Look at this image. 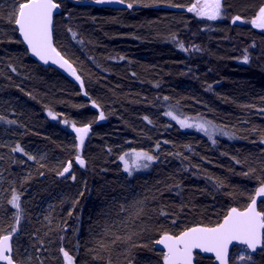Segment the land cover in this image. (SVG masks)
Here are the masks:
<instances>
[{"label": "trees", "instance_id": "trees-1", "mask_svg": "<svg viewBox=\"0 0 264 264\" xmlns=\"http://www.w3.org/2000/svg\"><path fill=\"white\" fill-rule=\"evenodd\" d=\"M56 1L55 45L81 81L30 56L12 22L23 0H0V176L15 188L0 236L15 234L22 264L28 248L37 264H69L64 251L72 264H159L163 234L218 224L264 186V29L248 23L264 0H223L216 20L189 11L196 0ZM173 107L220 134L183 129ZM87 125L81 144L71 127ZM140 150L149 170L127 173L120 158ZM47 198L46 221L34 204Z\"/></svg>", "mask_w": 264, "mask_h": 264}, {"label": "snow or ice", "instance_id": "snow-or-ice-1", "mask_svg": "<svg viewBox=\"0 0 264 264\" xmlns=\"http://www.w3.org/2000/svg\"><path fill=\"white\" fill-rule=\"evenodd\" d=\"M97 2H103V0H97ZM120 2L123 3V0H120ZM197 3H200V0H197ZM127 6L131 8L132 4L129 3ZM59 7L60 5L55 0H23V2L17 4L12 16V22L18 26L19 32L34 55L38 56L45 63L49 60H52L53 63H60L61 67L67 68L73 76H76L75 69L52 46L53 13ZM220 9L221 0H204L199 9L196 4H193L188 10L197 11L200 15H208L210 19H216L220 15ZM240 19L237 16L233 22L235 23ZM251 23L257 27L264 28V6L259 8L258 15ZM244 59L247 61V56ZM76 79L79 80L80 77L76 76ZM49 115H52V113H49ZM167 115L172 116L173 119H177L171 112L167 113ZM100 118H104L103 113H100ZM179 123L183 127H191L185 120H179ZM199 127L201 130L207 131L203 124ZM76 131L80 134L79 139L81 144H83L88 128H77ZM19 150L22 151V149ZM136 156L138 158L143 156L149 161L154 159V157L147 153H136ZM29 158L34 159V157ZM76 159L81 166L84 165L85 161L83 159L79 156ZM120 159L124 160V157L122 156ZM147 166V164L144 165V167ZM69 167H65L60 175L68 172ZM256 195H264V186H261L257 190ZM17 199L16 196H13V199L9 203L19 208ZM118 239L120 237H117ZM262 239H264V211L256 210V198L253 197L251 203L244 211L236 208L230 209L223 221L214 227H191L182 231L177 236L165 234L157 243L163 244L167 248V253L164 255L165 264H192L194 249L213 252L216 258L221 261V264H228V246L233 241L243 243L248 248L255 250ZM10 240L11 235H5L0 238V260L6 261L7 264H14L11 256L12 245L9 243ZM61 251L64 250L61 249ZM64 257L69 264H72V257L68 252L64 251ZM240 259L243 260L244 256H241Z\"/></svg>", "mask_w": 264, "mask_h": 264}, {"label": "rangeland", "instance_id": "rangeland-1", "mask_svg": "<svg viewBox=\"0 0 264 264\" xmlns=\"http://www.w3.org/2000/svg\"><path fill=\"white\" fill-rule=\"evenodd\" d=\"M203 2H204V0H200V3H197V0H196L195 4L197 5L198 9L201 7ZM206 11H210V10H206ZM194 12L200 18H204V17L205 18H209L208 15H200V14H198L197 11H194ZM225 16H226V11L223 8V0H221L220 15L216 19H221L222 17H225ZM255 18H253V19H255ZM216 19H212V20H216ZM253 19H250V21H248V23L251 24V21ZM259 28L260 29H264V28H261V27H259ZM18 36H19V33H18ZM79 81H81V80H79ZM84 94H85V92H84ZM171 113L173 114V116L177 117L176 120H177L178 123H179V120H185L187 124L191 125V127H183L179 123L180 126L183 129H185V130L187 128L195 129V130H198L201 133L205 134L208 137L209 136L213 137L215 135L220 134V129L218 128V126H216L210 120L202 119V118H199V117L192 118L189 115L182 114L175 107L172 108V112ZM201 124L204 125V127L207 129V131L201 130V128L199 127ZM71 128H72V130L74 132H76V136L79 137L80 134H78L77 131H76V129L78 127L72 126ZM8 144H11V143L8 142ZM31 150H32V153L33 154H37L38 157L39 156L43 157V158L46 157V155H45L46 153L44 152L43 149H38L37 147H31ZM136 153H147L148 155H150L148 152H144L142 150H140V151H129L127 154L123 155L124 160H122V162H123V165H124V169H125V171L127 173H130V174L141 173L143 171L149 170L150 165L152 164L153 160H151V161L146 160L143 156H140L138 158L136 156ZM126 162H127V168H126ZM145 164H147L148 166L144 167ZM67 167H69V165ZM72 169H73V167H72V164H71V166L69 167V171L65 172V174L71 173ZM8 188H10L9 190H14L15 189L14 188V183L12 181H10L7 176H4V175L0 176V204H1L0 207L3 206V202L5 200V197L7 196V193H6V191L4 189L8 190ZM12 192H14V191H12ZM12 195L16 196L15 193H13ZM49 198L38 200V205L34 204V208H35V211L37 212V215L38 216H43V217L47 216L46 217V221L49 220L50 219L49 216L52 215L51 214V210H52L53 202H51V200ZM33 251L34 250L31 249V248L27 249V252L25 253V257H24L23 262H25L27 264H37V261L38 262L40 261L39 260V255L35 256ZM155 251L159 252L160 250H158L156 248ZM160 256H161L160 262H161V264H163L164 263V255H160ZM241 256H244L243 260L240 259ZM257 256H258V254L257 255H253V253L250 252V250L246 246H237L236 250L232 252V257H231L230 264H254V262L257 260V258H256ZM160 262H159V264H160Z\"/></svg>", "mask_w": 264, "mask_h": 264}, {"label": "water", "instance_id": "water-1", "mask_svg": "<svg viewBox=\"0 0 264 264\" xmlns=\"http://www.w3.org/2000/svg\"><path fill=\"white\" fill-rule=\"evenodd\" d=\"M55 2L58 3L56 0H55ZM75 3H79V4H83V5L90 4V5H97V6H99V5H104V6H108V7H111V6H112V7H118V8L128 7V6H127L128 3H126V2L121 3L120 1H115V0H103V2H97V1H95V0H76ZM128 8H129V7H128ZM60 10H61V5H60L59 9L55 10L54 13H53V21H52V46L56 49L57 52L60 53V55L63 57V59L66 60V61H68V63L72 66V68L75 69V66L73 65V63L70 62L69 59H68L67 57H65V56L63 55V53H62L61 51H59V50L57 49L56 45H55V40H54V21H55V18H56V17H55L56 14H58V13L60 12ZM15 27H16V29L18 30V26L15 25ZM18 33H19V36H20L21 40L24 41V38H23L22 34L19 32V30H18ZM24 43H25V45H26V47H27V49H28V53H30V56H32V57H33L36 61H38L40 64H44V66H46V67L51 66V67H53V68H56V69H58L62 74L66 75V76L68 75L69 77H72L71 72L68 71L67 68H65V67H61L60 63H53L52 60H49L47 63H45V62H44L43 60H41L38 56H36V55H34V54L32 53L30 47L28 46V44H27L25 41H24ZM93 105H94V107H97L96 104H95L94 102H93ZM99 119H100V121L103 120V119H101L100 117H99ZM85 127L88 128L87 134L85 135V136H87V135L91 132V131H90L91 126H90V125H87V126H85ZM83 128H84V127H83ZM85 136H84V137H85ZM261 198H262V196H257V197H256V210H257V211H261L260 208H259V201L261 200ZM250 203H251V202H250ZM250 203H249V204H250ZM249 204H248V205H249ZM248 205H247V206H248ZM235 208L238 209V210H240V211H244V210L246 209V208H245V209H240V208H238V207H235ZM228 213H229V212H228ZM228 213H227V214H228ZM227 214H226V215H227ZM226 215H225V216H226ZM225 216H224V217H225ZM222 221H223V220H222ZM222 221H221V222H222ZM221 222H220V223H221ZM215 225H216V224H214L213 226H207V225H203V224H201V225H193V226H190V228H191V227H197V226H199V227H214ZM187 229H188V228H187ZM185 230H186V229H185ZM183 231H184V230H183ZM181 232H182V231H181ZM181 232H180V233H181ZM180 233H178L177 235H179ZM5 235H11V240L9 241V243L12 245L11 256H12V259H13V261H14V264H22L21 262H18V261H16V260L14 259V252H15V251H14V236H15V234H14V233H6V234L0 236V238H2V237L5 236ZM164 235H165V234H163L160 238H158V239L155 241V244H156V248H157L158 250L163 251V252H164V255H165V254L167 253V248H166L163 244H159V243H157V241L160 240ZM167 235L177 236V235L172 234V233H167ZM237 245L247 246V245H245V244H243V243H240V242H237V241H233L231 244H229V246H228V257H227V259H228V264H230V261H231L232 250H233L234 247H236ZM247 247H248V246H247ZM263 247H264V239H262L261 243L257 245V247H256L255 250L250 249V248H249V250H250L253 254H257L258 251H260V249H262ZM198 254H200V255H202V256L213 257V258H214V261H215L216 264H221V261L218 260V259L216 258L215 253H213V252H204V251H202L201 249H194V250H193V262H192V264H197V255H198ZM0 264H7V262H6V261H2V260H0ZM163 264H165V262H164Z\"/></svg>", "mask_w": 264, "mask_h": 264}]
</instances>
